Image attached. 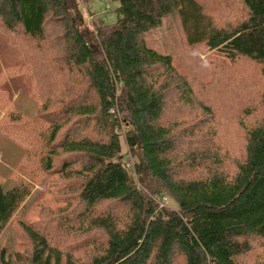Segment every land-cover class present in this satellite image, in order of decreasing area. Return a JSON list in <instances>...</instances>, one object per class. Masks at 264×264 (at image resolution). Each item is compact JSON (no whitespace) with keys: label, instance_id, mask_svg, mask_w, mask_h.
I'll return each instance as SVG.
<instances>
[{"label":"trees","instance_id":"trees-1","mask_svg":"<svg viewBox=\"0 0 264 264\" xmlns=\"http://www.w3.org/2000/svg\"><path fill=\"white\" fill-rule=\"evenodd\" d=\"M108 1L89 27L80 0H0V132L23 149L0 233L45 186L0 264H243L264 249V83L221 136L207 90L147 38L170 18L211 67L264 77V0Z\"/></svg>","mask_w":264,"mask_h":264},{"label":"rangeland","instance_id":"rangeland-1","mask_svg":"<svg viewBox=\"0 0 264 264\" xmlns=\"http://www.w3.org/2000/svg\"><path fill=\"white\" fill-rule=\"evenodd\" d=\"M80 2L82 6V19L86 26L91 27L97 16H103L106 20H113L114 13L111 9V3L108 0H80ZM89 10L95 11L98 14L89 13ZM147 40L158 50L171 53L176 57L175 59L178 64L181 65V68L195 75L197 78V85L207 90L209 94L205 93L214 104L212 106V117L210 118L218 121L215 127L220 124L217 128L219 129L220 135L228 136L230 133L227 130H223L227 127L225 126L227 124L225 120H229V118L232 117V115L228 113L230 111L229 106L237 108L234 112L240 114L239 108H243L248 99H257V94L261 91L264 83V77L261 76L257 78L259 75L257 69L253 65L251 66V63L243 61L233 62L232 64L219 63L215 67H211L205 53L201 49L187 50L183 48L181 34L176 22L170 18H165L160 27L156 31L150 33ZM20 48L22 49L23 47ZM2 49L0 59L2 55L6 56L5 54H7L8 56V53L10 55L12 52L10 49ZM19 51L22 54L23 51L18 50V52ZM251 84L255 85L251 87ZM12 95L13 98H15L14 101L19 103L18 108L23 110L27 115H33L36 112V102L27 97H20V94L15 96V92H13ZM236 99H239L240 102H236ZM250 103L252 102H249V104ZM186 110H188V108ZM203 116L204 117L202 119L200 118V120L202 122L207 121L209 117L207 115ZM7 123L8 126L12 124L11 120H7L4 108H0L1 132H4V126ZM1 132L0 180H5L6 186L9 187L14 184L15 176L11 172L13 169L16 171L15 166H17L23 149L16 141L5 136ZM220 142L223 146L233 145L227 137H222ZM43 190H45L44 184H36L23 207L13 215L8 224L2 229L0 233V244L6 246L8 252H16L19 248L17 222L24 220L25 217L23 214L25 212L30 209L35 210L37 206L41 204ZM262 250L264 249L251 246L250 251L243 257V264H253L256 258H263L264 252H262Z\"/></svg>","mask_w":264,"mask_h":264}]
</instances>
